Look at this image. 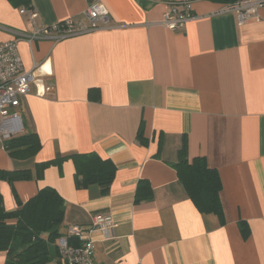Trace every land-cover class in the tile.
I'll use <instances>...</instances> for the list:
<instances>
[{
    "label": "crops",
    "instance_id": "1",
    "mask_svg": "<svg viewBox=\"0 0 264 264\" xmlns=\"http://www.w3.org/2000/svg\"><path fill=\"white\" fill-rule=\"evenodd\" d=\"M181 1L0 0V43L16 41L35 77L21 135L35 133L42 145L15 160L0 142V171L33 174L0 181L3 206L15 211L54 189L66 206L63 235L86 230L99 264H264V4L239 25L234 6L186 0L195 18L171 31L162 25L167 3ZM91 2L108 9L106 26L29 39L68 19L88 25ZM185 140L189 161L205 159L219 173L224 223L199 212L179 180ZM91 153L117 168L107 195L97 184L76 187L73 160L38 179L40 164ZM97 215L113 219L108 235L89 232ZM6 259L0 252V264Z\"/></svg>",
    "mask_w": 264,
    "mask_h": 264
},
{
    "label": "trees",
    "instance_id": "2",
    "mask_svg": "<svg viewBox=\"0 0 264 264\" xmlns=\"http://www.w3.org/2000/svg\"><path fill=\"white\" fill-rule=\"evenodd\" d=\"M210 1L235 6L245 0ZM139 140L145 142L142 135H139ZM3 145L9 156L15 160L34 158L42 148L40 139L35 133L14 137ZM66 160L74 161L78 189L97 184L101 187L103 195L109 193L117 168L111 161L103 160L95 153L73 155L40 164L37 166L38 179L42 178L44 170L52 165H60ZM174 168L187 195L199 212L215 214L224 223L219 173L210 169L205 159L195 158L189 161L186 140L179 151V160L174 164ZM32 178L33 174L30 170L0 171V181L7 180L11 184ZM145 198H152L150 190ZM65 210V201L52 188L40 190L35 197L25 204L20 203L18 209L12 212L5 210L0 192V252L7 254L5 264H52L58 260L60 257L58 240L63 236ZM240 228L243 236L248 237L247 225L241 223ZM72 244L76 243L72 242Z\"/></svg>",
    "mask_w": 264,
    "mask_h": 264
},
{
    "label": "built area",
    "instance_id": "3",
    "mask_svg": "<svg viewBox=\"0 0 264 264\" xmlns=\"http://www.w3.org/2000/svg\"><path fill=\"white\" fill-rule=\"evenodd\" d=\"M264 0H245L234 6L239 25L255 18ZM168 12L162 25L171 31L181 30L195 18L189 1L167 3ZM21 14L31 19L37 17L32 9H23ZM88 25L74 19L53 25L44 30H35L29 39L51 38L57 41L76 37L97 30L109 23L110 13L104 4L91 2L84 13ZM35 82L33 73L25 70L16 41L0 43V142L4 143L23 133V116L20 112L23 98L31 93ZM115 223L111 217L97 215L89 232L99 229L109 234ZM75 242L76 244H72ZM60 260L63 264H99L95 260L96 245L86 230L79 226L68 227L66 234L58 240Z\"/></svg>",
    "mask_w": 264,
    "mask_h": 264
},
{
    "label": "rangeland",
    "instance_id": "4",
    "mask_svg": "<svg viewBox=\"0 0 264 264\" xmlns=\"http://www.w3.org/2000/svg\"><path fill=\"white\" fill-rule=\"evenodd\" d=\"M253 17H255V18H257L258 17V13L255 15V16H253ZM250 20V19H249ZM247 22V21H246ZM63 230V229H62Z\"/></svg>",
    "mask_w": 264,
    "mask_h": 264
}]
</instances>
